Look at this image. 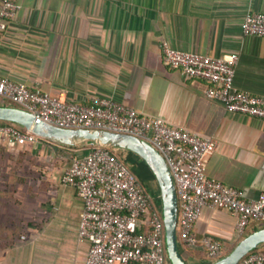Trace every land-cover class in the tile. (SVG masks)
<instances>
[{"label":"crops","instance_id":"1","mask_svg":"<svg viewBox=\"0 0 264 264\" xmlns=\"http://www.w3.org/2000/svg\"><path fill=\"white\" fill-rule=\"evenodd\" d=\"M15 3V16L0 37L1 76L66 102L92 105L95 99H111L172 127L212 138L215 150L203 157L206 176L242 190L247 199L264 193V120L227 112L207 99L206 83L166 65L160 50L165 42L177 51L216 58L236 55L234 87L264 101V37L244 36L240 28L246 13H264V0ZM30 136L22 145L0 136V148L23 149L37 159L35 179L43 188L40 202L27 210L26 221L18 205H10L12 216H7L1 211L9 205L0 203V264H87L89 244L77 238L83 203L73 187L61 183V176L73 156L86 155L90 145L68 147ZM121 151L146 182L143 188L158 197L145 163ZM20 176L13 175L15 182L23 181ZM236 221L232 213L205 207L194 233L199 240L219 242L225 255L260 228L252 224L239 237ZM178 244L187 264L211 263L203 248ZM259 249L264 250V244Z\"/></svg>","mask_w":264,"mask_h":264},{"label":"built area","instance_id":"2","mask_svg":"<svg viewBox=\"0 0 264 264\" xmlns=\"http://www.w3.org/2000/svg\"><path fill=\"white\" fill-rule=\"evenodd\" d=\"M16 10L15 0L1 1L0 37ZM240 28L244 36L264 37V13H246ZM160 50L166 65L206 83L207 99L219 102L227 112L264 120V101L234 87L236 55L216 58L177 51L165 42ZM0 101L49 125L132 135L150 144L164 158L175 186L178 242L188 248H203L211 262L223 256V248L210 237H196L194 226L203 208L234 214L239 237L252 224L264 225V193L247 199L242 190L206 176L203 157L215 150L212 138L172 127L111 99H95L92 105L66 102L1 75ZM30 135L15 124L0 123V136L19 145L30 140ZM89 145L86 155L73 158L61 176V183L73 187L83 203L77 238L89 244L86 263L168 264L160 197L143 188L117 150ZM237 264H264V250L258 248Z\"/></svg>","mask_w":264,"mask_h":264},{"label":"water","instance_id":"3","mask_svg":"<svg viewBox=\"0 0 264 264\" xmlns=\"http://www.w3.org/2000/svg\"><path fill=\"white\" fill-rule=\"evenodd\" d=\"M0 122L15 124L38 138L62 146L70 147L85 142L115 150L129 151L138 156L150 170L159 189L165 253L168 263L187 264L181 256L177 239L178 205L175 186L164 158L150 144L132 135L110 131L56 127L11 105L0 106ZM263 244L264 227H261L244 236L227 254L210 264H237L243 257L257 250Z\"/></svg>","mask_w":264,"mask_h":264},{"label":"rangeland","instance_id":"4","mask_svg":"<svg viewBox=\"0 0 264 264\" xmlns=\"http://www.w3.org/2000/svg\"><path fill=\"white\" fill-rule=\"evenodd\" d=\"M121 152L123 151L117 150V153ZM36 166L37 159H33L27 151L0 148V197L3 199L0 203L9 205L6 211H1V214L12 216L10 205H18L23 209L20 215H23V219L25 218L24 221H26L30 214L27 210L40 202L43 188L37 186ZM15 173L21 175L23 181L19 182L18 178L15 182L13 178ZM15 183L19 185L16 187ZM142 184L146 186V182H142Z\"/></svg>","mask_w":264,"mask_h":264},{"label":"trees","instance_id":"5","mask_svg":"<svg viewBox=\"0 0 264 264\" xmlns=\"http://www.w3.org/2000/svg\"><path fill=\"white\" fill-rule=\"evenodd\" d=\"M10 103H7V102H2V101H0V106H6V105H9ZM11 106H14L13 104H10ZM1 123V122H0ZM19 128H20V130L22 131V132H24L25 130L22 128V127H20V126H18ZM117 153V152H116ZM130 153V152H129ZM118 155H120L121 157H123L122 155H121V153H117ZM133 155V154H132ZM73 158H74V156H73ZM124 158V160L129 164V165H131V170H132V172L136 175V177L139 179V181L140 182H142V180L140 179L141 178V175H139L138 173H136L135 172V168H134V166L131 164V161L128 159V157H123ZM261 227H264V225H262V226H260V228Z\"/></svg>","mask_w":264,"mask_h":264}]
</instances>
